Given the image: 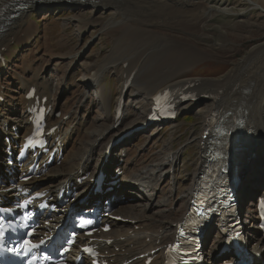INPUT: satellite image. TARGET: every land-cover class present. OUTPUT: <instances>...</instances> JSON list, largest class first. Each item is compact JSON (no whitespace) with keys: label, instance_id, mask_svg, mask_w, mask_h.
<instances>
[{"label":"rangeland","instance_id":"obj_1","mask_svg":"<svg viewBox=\"0 0 264 264\" xmlns=\"http://www.w3.org/2000/svg\"><path fill=\"white\" fill-rule=\"evenodd\" d=\"M201 1L207 2L214 15L208 19L206 24L199 25L195 32L193 31V35L164 24H157L151 28L153 32L165 36L164 38L171 41V44L174 43L180 46L183 45V41L187 42L188 52H185L186 57H203L200 61L189 63L187 67L180 71H168L169 74L167 75L170 79L162 85L175 84L185 80L203 79L214 85L222 81L220 90L223 91L235 85L237 77L247 74L251 69H256L258 63L264 60V12L258 8H253L247 0ZM120 14L119 12L114 14L113 8L110 6L103 7L101 4L98 8L93 9L89 6L86 7L83 3L71 1L47 2L41 7L26 11L25 27L33 24L34 29L37 31L35 30L32 34L22 32L17 39L15 38L10 43L9 51L7 50L3 55L7 62L5 61L6 68L0 73V79L2 81L6 80L10 84L11 87L8 90H11L16 95V101H19V90L17 88L19 84L15 81L16 73L22 71L25 67H29L30 72L27 71L24 74L31 78L33 76L32 72L38 70L41 77H44L46 81L48 80L47 84L53 87L50 89V96L57 93L54 96L56 103L53 111L62 110L65 114L67 110H71L78 113L79 118L77 120L59 116L63 118L64 124L72 120L79 125V122L86 119L87 123L90 121L94 123L93 126L109 127L107 126L109 122L106 119V114L102 116L103 113L100 109L97 113L100 118L94 117L96 114L94 115L92 112L93 107L94 105L99 106V99L96 91L90 88L92 85L87 80L97 75V71H95L97 65L110 55L117 40L122 36L121 29L115 32L109 31L111 25L116 27L115 22L121 20H117L121 16ZM132 24L138 26V24ZM161 37L155 40L149 34L144 36L135 33L134 42L136 44L139 45L146 41L150 45L140 47L138 50H141V52H136L131 57L142 56L139 59L140 61L146 60L155 65L164 58L163 53L158 50L161 48L162 51L164 49L169 51L170 49L163 45L165 39ZM56 62L59 63L55 65ZM71 63V67L68 68ZM107 70L104 77L101 74L97 77H103L101 87L106 93V101L111 99V108L113 109L121 82V67L120 65H110ZM64 71H66V80L59 87L57 81L60 76H63ZM124 72L127 73L126 67ZM234 72L236 74L228 82L229 84L225 83L224 80ZM196 77L200 79H189ZM139 91L140 95L145 93V89ZM131 93L132 90L127 95L125 123L121 126L120 131L112 136L114 140L118 141L117 149H127V156L125 157L127 161L124 164L126 172H128L130 179H133L135 174L150 172L152 179L149 181V188L154 183L153 179L158 178L160 189L156 191L150 189V191L159 196L163 194L162 197L170 200L177 213L182 215L190 198V190L198 173H200L201 160H203V147L200 137H202L201 134L204 131L212 102L206 99L197 107L184 106L178 120L166 126L139 129L144 123L149 100L147 102L144 98L136 99L135 95L133 96ZM192 93H196L198 96L201 95L197 92ZM10 97L8 94V99ZM225 98L226 95L223 94V98L220 100L223 101L221 108H219L220 111L227 108L224 104ZM79 103H81L80 106H78ZM262 110L264 112V106ZM142 112L146 113L143 114ZM242 112L244 111L242 110ZM139 123L141 124L139 125ZM129 125L135 127L127 128ZM73 138H75V135ZM73 138L70 142L73 141ZM255 148V157L246 174L249 180L247 181L248 193L244 199L240 200V208L247 211L255 209V203L252 202L255 201L256 196L264 188V140L257 144ZM170 154L174 155L170 156ZM170 159L172 162L176 160L173 182L166 177ZM199 166L200 169L197 170ZM159 168L161 170L163 168V173ZM125 180V182H129V179ZM136 184L134 183L135 186H137ZM133 202H141V198L127 195L125 203L129 205ZM156 203V207H158L160 203ZM162 206H165V204L162 203ZM170 214L173 216L171 212ZM170 214L169 212L162 216L159 214L153 222L160 218L164 219L169 216L171 218ZM149 220L151 221V218ZM160 256L161 254L159 259ZM154 264H160V261H156Z\"/></svg>","mask_w":264,"mask_h":264},{"label":"bare ground","instance_id":"obj_2","mask_svg":"<svg viewBox=\"0 0 264 264\" xmlns=\"http://www.w3.org/2000/svg\"><path fill=\"white\" fill-rule=\"evenodd\" d=\"M59 1L63 2L64 0H0V11L1 9H3V11H5L7 15L12 13V10L14 9L15 6H17L19 2H23L26 4V7L24 9L20 10L18 14H15L13 20H10L9 22L5 20L4 21L0 20V53H2L3 48H8L10 41L15 38L17 39L20 33L25 32L27 30H30V32H34L33 24H32L33 27L30 25L25 27L26 11L41 7L42 5H44V3L47 2L55 3ZM68 1L77 2V3L80 2L83 3V5H86V7L89 6L92 7L93 9L98 8V6L102 4L103 7H108V6L112 7L114 14H117L118 12L121 13L120 14L121 16H119V18L117 19V20L119 19L121 20L119 22L118 21L115 22L116 27L111 25V29L109 31L115 32L121 29L122 36L117 40L110 55L106 59H104L102 63L97 65L95 71H97V75L101 74L104 77L108 66L110 65L118 66L121 63L127 64L126 65L127 78H129L133 72L136 73V77L132 80L131 83L132 86H135V83L138 85V88L133 91L137 95L131 94L133 96L135 95L136 99L144 98L146 100L152 101V99L158 93V91L163 87L167 86L168 83L166 85H162V84L168 82L170 79V77H168L167 75L169 74L168 71H174V70L180 71L183 68L187 67L189 63H192L194 61L197 62L203 59V57L202 58H194L189 56L186 57L185 52L188 50L187 42L183 41L182 42L183 45L180 46L174 43L171 44V41L164 38L165 36L153 32L151 28L153 26L155 27V25L157 24H164L166 26L175 29H181L185 33L193 35V31L195 32V30L198 28L199 25L206 24L208 22V19L212 15H214L213 10L210 8L209 5H207V2L205 1H201V0H68ZM247 1L253 6V8L255 9L258 8L262 12H264V0H247ZM132 23L138 24V26H134ZM135 33L137 35L142 34L144 36L149 34L150 37L155 40L162 36L161 38L165 39L163 45H165L166 48H170V49L169 51H166L165 49L162 51L161 48L160 50L157 49L159 52L163 53L164 58L162 60H159L155 65L146 60L143 62L140 61L139 59L142 56L134 57L136 58L135 60L129 61L127 59H129L134 53L136 54V52H141V50H138L140 47L149 44V42L146 43V41H144L139 45L136 44L134 42ZM254 60L256 59L254 58ZM262 62L258 63V67H256V69H251L250 71L252 72L249 71L247 73L249 75L245 74L243 76L237 77L235 79L236 84L230 86L228 89L223 91L219 90L222 88L221 87L222 81L216 85L210 83L208 87L206 86L205 90L202 89L205 87L204 82L202 81L200 82L199 85H196L192 88H188L183 92L182 89L188 84V82L180 81L178 83L171 84L170 87L172 88L173 91H176L177 93L176 99H180L182 95L187 94L189 92L208 94L212 98L214 103H212V105L210 106V113L208 114L207 117H209L212 114V112L215 111L220 116H222L225 124L232 123L235 117H240V121L242 123V126L240 127V136H244L245 137L244 141L249 142V146L254 148L257 144H259L261 141L264 140V112L262 110L264 106V60H262ZM58 63L59 62H56L55 65H57ZM71 65L72 63L69 64L68 68H70ZM27 71L30 72L29 67H25L22 70V72L25 74L27 73ZM66 71L63 72V76H60L57 81L59 87L66 80L65 78ZM32 74L33 76L31 78H27V81L24 82L23 84V88L25 91L19 103L21 105V109L18 110L17 114L14 117L5 119L2 122H0V126L2 127L4 133L12 136V141L16 139L17 133H15V131L12 130L10 123H13L14 126L17 128L23 129V131L24 130L28 131L30 129L28 125V114L26 113V107L30 104V102L27 101L24 97L26 94H28L29 89L30 88L36 89L35 95L46 96L48 95L50 88L52 87V86L50 87L47 84L48 80L46 81L44 77H41L38 70L34 71V73L32 72ZM235 74L236 72L232 73V75H229L224 80L225 83L230 82ZM97 75H95L93 78L90 79L88 78L87 80L89 81V84L92 85L90 86V88L93 89V91H96L99 99V106L94 105L92 112L94 113V115L96 114L94 117H99V118L100 116L97 114L98 109H100L102 113L107 112L108 113L107 121L109 122L112 119V113L110 110L111 99H109V101H106L107 99L105 95L106 93L101 87V81L103 80V77L98 78ZM146 81H147V88H145V93L140 95L139 90H144L141 88L145 86L144 83ZM16 83L18 82L16 81ZM7 87L8 89L9 87H11L9 83H7ZM8 94L10 96L15 95L11 90H8ZM223 94L226 95L225 98L226 100L224 101V104L227 108L224 109L223 111H220L219 108H221V105L223 103V101L220 100H222ZM0 97H4V93L1 86H0ZM12 101L16 103L15 99H12ZM50 104L53 105V102L48 103L47 100V105ZM80 104L81 103H79L78 106H80ZM180 106L182 108L183 104H181ZM13 110H15V108L13 109L6 108V105L1 104L0 116L6 113V111L7 113L12 114ZM242 110L247 114L242 112ZM226 111L231 112V115L226 116L225 113ZM142 113L144 114L146 112H142ZM77 114H78L77 111H75L72 114L73 116L72 119L79 118ZM49 121L52 125H58L59 123V121L54 117L52 113L50 115ZM84 121H86V119H84ZM141 123H139V125ZM206 123L208 124L207 118H206ZM93 125L94 123H91L89 127L84 128L83 126H77L73 122H69L64 128L61 127L58 128L59 131H56L55 133V137H57V141L54 142V146L57 147L59 150L63 149L64 155L61 164L59 166L56 165L53 166V170H54V174L52 176L53 181L49 184H44L43 186L45 188L55 189L59 185H66V187L69 186V184H71L74 181V178L79 177L80 173L85 172L90 166L89 163L96 156H98L100 149H102L100 143L102 141L104 142V140L107 138V135L109 133V127L105 128L103 126H98V125L93 126ZM111 125L112 126L114 125L113 120ZM132 127L135 126L129 125L127 128H132ZM74 135L75 138H73ZM72 138H73V142L70 143L69 146L65 148L67 140H70ZM200 139H201L200 142L201 143L203 142L204 144L202 146L203 147L202 157H205L208 152V146H207L208 139H206L205 141H203L202 137H200ZM105 148L106 145L103 146V151L105 150ZM175 155L176 157H178L177 154ZM0 156H2V154H0ZM204 164L205 163L203 160L202 164L200 165L201 169L199 166L197 170L200 169L201 172ZM249 167L247 170H249ZM163 168L162 170L159 168V170L162 171V173H163ZM94 172L95 169L91 172V177L94 175ZM147 172L145 174H141V173L135 174L133 179H130L129 182H126V184L127 183L129 184L126 185L127 188L125 190V194L139 197L141 198V202H133L129 204L128 207L124 205L118 206L117 212L123 215L128 220V222L124 225H116L115 228L109 234L106 235L107 239L114 240L113 245L109 247H105L106 250H108L110 253H113L112 249L114 247H119L121 249L120 253L115 254V256L112 257V259H114L116 262L115 264H121L133 258L135 259L133 262H140L141 260L142 262H144L143 260L146 257L143 258L142 255L150 256L152 252L155 253L158 252L157 259H159V255L161 254L160 264H162L163 251L161 250V246L162 244L169 242L171 238L174 237L175 228H173V223H175L176 217L178 215H176L174 219H171L169 216L167 218L165 217L164 219L160 218L156 222H153L154 219H156V217H158L159 214H161L162 216L165 215L167 212H164L165 210L164 208L161 207V204H158V207H156L157 203L156 202L152 203L153 199L160 200L163 194L159 196L150 191L148 184L150 179H152V175L150 172H149L150 174ZM197 178L198 177H196L193 187L197 182ZM153 181L156 189H151V190L156 191L160 189L159 179L158 178L153 179ZM247 181H249L248 178L244 177L243 180L239 182V184L237 185L238 198L240 200L244 199L245 195L248 193ZM134 182H139L140 186L135 187L133 185ZM89 186L90 185L88 184H83L82 188L77 189L76 190L77 199L73 202H70L67 205V208L77 209L78 201L82 198V195L83 196L87 195L86 191L88 190ZM193 187L191 188L189 194H191ZM113 195L116 196L115 202L113 203V205H115L116 202H118L119 200V196L115 193H113L111 196ZM148 218H152L151 221H149ZM135 226L138 227V230H135ZM120 238L123 239L120 241ZM146 240H148V242H146ZM257 240L259 242L261 239L258 238ZM223 241L224 239L220 235H216L215 241L213 242V244H210V246L212 245L210 247V251L213 248H215L218 245V243H223ZM205 246H207L206 241H205ZM263 250H264V241L261 242L259 249L257 251L256 248L254 247L253 252L250 255H253L255 252L263 254ZM147 251L150 253H148ZM73 255H77V252H75ZM250 259H253L252 261L255 262L256 258L252 257Z\"/></svg>","mask_w":264,"mask_h":264},{"label":"snow or ice","instance_id":"obj_3","mask_svg":"<svg viewBox=\"0 0 264 264\" xmlns=\"http://www.w3.org/2000/svg\"><path fill=\"white\" fill-rule=\"evenodd\" d=\"M25 243H28L27 241H25Z\"/></svg>","mask_w":264,"mask_h":264}]
</instances>
